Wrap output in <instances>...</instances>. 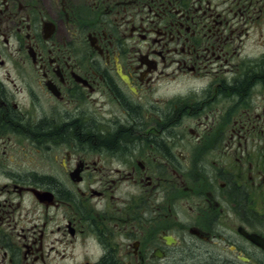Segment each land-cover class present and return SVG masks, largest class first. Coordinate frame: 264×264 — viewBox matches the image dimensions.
<instances>
[{"label": "flooded vegetation", "instance_id": "flooded-vegetation-1", "mask_svg": "<svg viewBox=\"0 0 264 264\" xmlns=\"http://www.w3.org/2000/svg\"><path fill=\"white\" fill-rule=\"evenodd\" d=\"M263 27L264 0H0V264H264Z\"/></svg>", "mask_w": 264, "mask_h": 264}, {"label": "rangeland", "instance_id": "rangeland-1", "mask_svg": "<svg viewBox=\"0 0 264 264\" xmlns=\"http://www.w3.org/2000/svg\"><path fill=\"white\" fill-rule=\"evenodd\" d=\"M261 34H263V37H264V27H263L262 30L260 28L258 29L257 36H260ZM251 40H252V36H247L246 39L244 40V42H245L244 54L249 55V53H252V52L258 53V52H260L262 50L261 47H258V48L254 49L253 44H251Z\"/></svg>", "mask_w": 264, "mask_h": 264}, {"label": "trees", "instance_id": "trees-1", "mask_svg": "<svg viewBox=\"0 0 264 264\" xmlns=\"http://www.w3.org/2000/svg\"><path fill=\"white\" fill-rule=\"evenodd\" d=\"M75 128V129H74ZM74 128H68L65 130V133H69V132H73V130L76 132V133H82L81 129L79 127H74ZM96 140L94 138L91 139V142H95ZM115 141V142H114ZM114 142V144L117 145V143H119V141H116V139L114 140L113 137L110 138V140H108V143L112 144Z\"/></svg>", "mask_w": 264, "mask_h": 264}]
</instances>
